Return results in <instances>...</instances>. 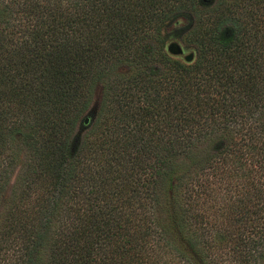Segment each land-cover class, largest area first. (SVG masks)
I'll return each mask as SVG.
<instances>
[{
  "label": "trees",
  "instance_id": "trees-1",
  "mask_svg": "<svg viewBox=\"0 0 264 264\" xmlns=\"http://www.w3.org/2000/svg\"><path fill=\"white\" fill-rule=\"evenodd\" d=\"M197 1L0 0V264H264V0L132 68Z\"/></svg>",
  "mask_w": 264,
  "mask_h": 264
},
{
  "label": "rangeland",
  "instance_id": "rangeland-1",
  "mask_svg": "<svg viewBox=\"0 0 264 264\" xmlns=\"http://www.w3.org/2000/svg\"><path fill=\"white\" fill-rule=\"evenodd\" d=\"M229 1L231 0H221L222 4H220L219 0H198L195 7H190L186 5L187 7L186 9L174 13L171 16L170 20L167 22V26L163 27L161 30L163 37L162 44L156 42L154 38L145 40L146 45L148 46V49L151 52L152 58L145 59L142 63L139 64H135V65L133 64L132 68L136 70L141 68H143L144 70L146 69L164 70L163 69L164 63L162 59L159 58V56H161L160 53L172 59H177L183 62L185 65L188 63H192L195 60L197 63V57L202 59L201 56H204V58L205 56H212L213 54L211 52L202 53L203 50L205 49L203 45V39L200 37L199 34L200 31L198 29H197V33H195L196 31L195 28L196 27L198 28L199 24L202 28L205 27L207 28L209 24L214 25L215 22L211 23L210 20L213 18L215 19L216 15L218 14V12H215V9L221 7L223 8V6H225V3ZM171 42L176 43L181 48L182 53L173 54L168 52L166 46ZM187 55L191 56V59L189 61L184 60L185 56ZM219 56H222V54H220ZM122 65L120 66L117 64V71L118 70L122 71L121 68L123 67ZM100 95H101V89L99 86H97L93 90V95L88 110L85 112L84 116L80 119V122L78 123L75 129V133H74L75 140L77 141L79 140L81 134L84 132V129L86 128V124L89 123L91 119L94 117L95 112L97 110ZM182 160L183 163L186 165L187 158H182ZM195 171L197 172V169L196 167H193L190 169L189 173L192 174ZM12 178L13 177H10L9 180L11 181ZM212 196H218V193L215 191L214 194H212ZM213 203H215L214 207H220V202L218 201V199L217 202L213 201L212 204ZM161 215L164 216V213H162Z\"/></svg>",
  "mask_w": 264,
  "mask_h": 264
},
{
  "label": "water",
  "instance_id": "water-1",
  "mask_svg": "<svg viewBox=\"0 0 264 264\" xmlns=\"http://www.w3.org/2000/svg\"><path fill=\"white\" fill-rule=\"evenodd\" d=\"M166 49L168 52L173 53V54H177L181 52V48L174 42L167 44ZM189 58H190L189 55L185 56V59H189Z\"/></svg>",
  "mask_w": 264,
  "mask_h": 264
},
{
  "label": "flooded vegetation",
  "instance_id": "flooded-vegetation-1",
  "mask_svg": "<svg viewBox=\"0 0 264 264\" xmlns=\"http://www.w3.org/2000/svg\"><path fill=\"white\" fill-rule=\"evenodd\" d=\"M180 53H182V50H181V52Z\"/></svg>",
  "mask_w": 264,
  "mask_h": 264
}]
</instances>
